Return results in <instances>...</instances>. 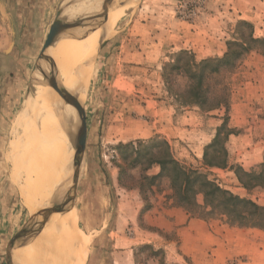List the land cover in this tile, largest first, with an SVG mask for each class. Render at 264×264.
Instances as JSON below:
<instances>
[{
  "label": "rangeland",
  "instance_id": "1",
  "mask_svg": "<svg viewBox=\"0 0 264 264\" xmlns=\"http://www.w3.org/2000/svg\"><path fill=\"white\" fill-rule=\"evenodd\" d=\"M80 1L0 0V264H10V257L12 264H54L55 255L49 262L46 259L56 247L53 237L57 239L61 227L72 222L90 239L83 264H179L176 261L183 254L177 229L153 226L156 218L171 219L167 212L177 206L167 178L143 180L161 173L160 166L151 165V158L163 150L149 141H166L174 158L188 170L206 173L222 189L264 207V44L254 45L232 70H222L206 81L210 97L228 98V111L207 112L177 101L176 94L184 93L189 79L170 65L176 54L187 51L184 45L197 49L191 53L198 60L222 58L229 43L250 34L249 27L238 25L241 21L252 23L254 37L264 39V0H131L116 5L117 9L124 6L123 10L108 22L104 13H109L110 4L103 1L97 14L65 17L64 10ZM61 11V22L69 26L60 37H68L66 43L71 37L102 31L93 38L97 50L85 67L90 82L84 107L77 117L56 128L62 148L54 142L52 158L58 164L64 194L55 206L72 217L61 214L49 226L37 254L33 242L52 216L44 224L41 215L33 226L11 178L6 153L17 119L32 104L43 108L31 100L44 93L51 71L45 72L43 66L52 65L53 59L40 61L39 54L50 24ZM164 67L169 85L164 83ZM225 119L228 126L220 145L209 149L207 158L227 161L226 167H209L205 151ZM71 130L81 148L78 172ZM130 143L132 147L121 148ZM137 150L151 156L136 161ZM120 169L127 189L119 184ZM242 171L262 174L263 188L243 177L252 184L245 189L237 176ZM196 201L203 206V195ZM195 210L197 217H204L196 219L208 225L209 234L200 246L196 240L189 242L192 255L239 256L223 261L207 256L197 263L186 258L180 259L181 264H264V231L232 227L217 213ZM153 255L160 256L154 259Z\"/></svg>",
  "mask_w": 264,
  "mask_h": 264
},
{
  "label": "bare ground",
  "instance_id": "2",
  "mask_svg": "<svg viewBox=\"0 0 264 264\" xmlns=\"http://www.w3.org/2000/svg\"><path fill=\"white\" fill-rule=\"evenodd\" d=\"M69 1L67 0V2ZM103 1L110 4L107 7L109 13L103 12L107 15L105 22H108L111 17L121 14L117 11H121L124 6L117 9L116 5L124 4L125 1L131 2V0H82L78 4L66 8L64 15L71 19L80 13L92 14L93 12L94 14L96 12L97 14ZM64 3L66 4V2ZM100 17L102 18V16ZM101 31L102 29H98L86 36L71 37L69 38L70 43H66L68 37H62L55 41L47 53V57L53 59V64L43 66L45 72L51 71V75L47 78L46 89L44 93L38 92L41 93V96L39 95L37 101L34 98L31 100L40 103L43 108L36 106V104L30 105L25 113L22 112L24 115L17 119L13 128V140L8 148V153H6V159L12 164V168H10L12 169L11 178L20 190L23 203L31 215L33 226L37 224L39 217L45 211L53 208L59 202L64 194L63 180L58 164L52 158L56 150L55 143L62 148V139L56 128H60L65 122L77 117L84 107L90 82V74L85 67L95 57L94 50L96 53L97 46L93 44V38L96 39L97 34L100 37ZM111 34L112 31L109 35ZM99 42L97 41V43ZM21 132L24 133L22 138L20 137ZM62 151L63 149H61V155L63 154ZM71 172L70 166V176ZM61 214H64L65 218H67L66 216L72 217L67 210L52 215L44 230L33 242L35 253L38 254L42 249V245L40 246V243L44 241L42 235L47 232L49 226L55 225L56 219H60ZM74 224L72 222L69 226L64 224V227H61V234L57 235V239H62L59 240V251L57 239L53 237L56 247L50 251V254H47L49 255V257L46 256L47 262L55 255L57 259L54 264H83L90 239Z\"/></svg>",
  "mask_w": 264,
  "mask_h": 264
},
{
  "label": "trees",
  "instance_id": "3",
  "mask_svg": "<svg viewBox=\"0 0 264 264\" xmlns=\"http://www.w3.org/2000/svg\"><path fill=\"white\" fill-rule=\"evenodd\" d=\"M238 25L249 27L251 29L250 34L247 38L240 35L239 39L235 42L228 44V51L222 58L206 59L201 62H197L194 54L188 51H181L175 55L173 64L170 65L175 71H180L186 74L189 83L184 90L183 94H176V100L183 104L197 105L200 108L207 110V112L215 109L225 108L228 111V98L216 97L215 99L210 97L208 93V86L206 81L211 75L219 74L222 70H232L236 67L238 61L242 55H246L253 50V46L256 44H264V39H256L254 37L253 26L246 22L241 21ZM187 59V60H186ZM164 83L169 85V81L166 77L167 68L164 67ZM227 119L217 131L213 143L206 148L205 151V163L209 167L225 168L226 162L216 163L214 161H208L207 151L209 149H217L220 145V137L222 131L227 129ZM228 131V134L229 135ZM225 134V135H226ZM159 138L152 139L149 143L155 145V148L163 150V154L151 158V165L157 164L161 168V173L151 178H144L143 180L155 181L159 178L165 177L170 182V189L173 192L172 199L175 206L183 208L192 218H199L196 215L197 209H202L206 215L217 213L225 217L228 224L232 227H238L243 229H258L264 231V207L259 206L255 202L240 198L232 194L229 191L222 189L214 181H212L206 173L201 171H192L184 167L178 160L171 154L170 146L166 141H159ZM145 144V143H141ZM133 144L122 145L121 148L132 147ZM225 153L224 148L222 149ZM148 158L151 156L148 152L146 154L143 151H136V161H140L144 156ZM145 156V157H146ZM145 159V158H144ZM123 170L120 169L119 173V184L123 185ZM242 186L249 190L252 187L248 181H245L243 177L250 180H256L255 184L262 187L263 185L259 182L262 174L248 173L242 171L237 175ZM263 188V187H262ZM141 195L142 192L140 193ZM199 195L204 197V205L201 206L197 203L196 198ZM143 197V196H142ZM147 205V200H143ZM147 207V206H146ZM204 218V217H203ZM203 218H199L204 220ZM160 255H153L154 259H157ZM164 256V255H161ZM138 258V255L136 256ZM136 258V262L138 259ZM165 258V256H164ZM159 264H166L164 261H160Z\"/></svg>",
  "mask_w": 264,
  "mask_h": 264
},
{
  "label": "crops",
  "instance_id": "4",
  "mask_svg": "<svg viewBox=\"0 0 264 264\" xmlns=\"http://www.w3.org/2000/svg\"><path fill=\"white\" fill-rule=\"evenodd\" d=\"M248 23H250V22H248ZM250 24L254 27V25L252 23H250ZM51 26H52V24H50V26H49V31H50ZM49 31L47 32V36L49 34ZM183 47H184L183 50L190 51V53H191V50H194L192 47H189L186 45H184ZM42 50H43V48H42ZM42 50L40 51L39 57L42 53ZM196 50H194L195 53H196ZM160 51H162V50H160ZM218 58H221V57H218ZM195 59L197 62H201L203 60H206V59L198 60L197 57H195ZM256 162L257 161H255L253 164H255ZM167 215H169L171 219L166 220V219H163L160 217L156 218L155 222L153 223V226L160 228L162 230H165V231H170L174 228L177 229L178 236H179V243H180L179 250L183 254V255L179 256L181 260L186 261L185 259L188 258V259H191L192 261H194L195 263H197L196 261H198V260H200V261L202 259L206 260L207 256H209V258H211V259H213V257H216V259L220 260V261L232 259V258L239 256V255H192L191 249L189 248V245H188L189 242L190 241L192 242V240H196V241H198L196 243L199 246L202 245L203 244L202 240L205 237H208V234H209L208 225L199 219L192 218L183 208H179V207H173V208L169 209L167 212ZM201 248H203V246H201ZM165 258H166V255H165ZM11 259H13V258H10V262H11ZM180 259L177 260L176 263L179 262V264H181ZM200 264H201V262H200Z\"/></svg>",
  "mask_w": 264,
  "mask_h": 264
},
{
  "label": "water",
  "instance_id": "5",
  "mask_svg": "<svg viewBox=\"0 0 264 264\" xmlns=\"http://www.w3.org/2000/svg\"><path fill=\"white\" fill-rule=\"evenodd\" d=\"M61 16H62V11L58 13L57 18L55 19V21L53 22V24L50 28V31H49V34L47 36L45 45H44L42 53L40 55V59H39L40 61L47 60V58H48L47 53H48V50L50 49V47H52V45L55 43V41L57 39H59L61 36H63L66 33L67 28H69V26L67 24H64L61 22V19H60ZM73 131L74 130L70 131V135H71L72 142L74 145L75 166L77 167V172H78L79 167H80V161H81V148H80V145H79L77 139L75 138ZM75 182H76V180H75ZM59 212H64L63 208H61L59 206H54L53 208L45 211L43 214V218L45 220L44 224H46L49 221L50 217L53 214H57ZM10 258H12V257H10ZM10 264H12V259H11Z\"/></svg>",
  "mask_w": 264,
  "mask_h": 264
},
{
  "label": "built area",
  "instance_id": "6",
  "mask_svg": "<svg viewBox=\"0 0 264 264\" xmlns=\"http://www.w3.org/2000/svg\"><path fill=\"white\" fill-rule=\"evenodd\" d=\"M199 3H205L206 0H198Z\"/></svg>",
  "mask_w": 264,
  "mask_h": 264
}]
</instances>
